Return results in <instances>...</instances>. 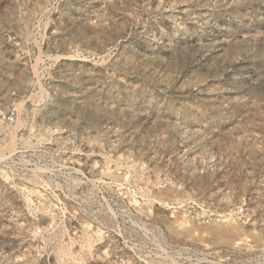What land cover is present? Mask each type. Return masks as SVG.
Masks as SVG:
<instances>
[{
	"label": "rangeland",
	"instance_id": "1",
	"mask_svg": "<svg viewBox=\"0 0 264 264\" xmlns=\"http://www.w3.org/2000/svg\"><path fill=\"white\" fill-rule=\"evenodd\" d=\"M0 264H264V0H0Z\"/></svg>",
	"mask_w": 264,
	"mask_h": 264
},
{
	"label": "built area",
	"instance_id": "2",
	"mask_svg": "<svg viewBox=\"0 0 264 264\" xmlns=\"http://www.w3.org/2000/svg\"><path fill=\"white\" fill-rule=\"evenodd\" d=\"M4 119L6 120V123H5V125H6V127L7 128H12V127H14L15 125H14V121H15V119H16V111L14 110V109H12V110H10L7 114H6V116L4 117ZM30 131H33V129L32 130H30ZM30 134L32 133V132H29ZM23 134V133H22ZM62 134H64V130H62V129H59V128H57V127H54V128H50V130H49V136L51 137L50 138V140L48 141L50 144H48V145H51V144H53V143H57L58 141H59V139H57V138H59V136H61ZM22 142H21V139H19V141H18V143L17 144H21ZM45 144H47V143H45ZM29 147L31 148V146L29 145ZM20 148V147H19ZM29 149V148H28ZM17 152H19V149L17 148V150L14 152L15 154L17 153ZM13 153V154H14ZM10 156H12V154L10 155ZM32 200V204H31V208L34 206V207H39V205H37V204H39V203H42L43 205H42V208H44V209H47V210H55V209H59V208H63L64 206H65V202L64 201H62V200H57V201H55V202H53V201H51V202H48V204L47 205H45V202H40V199H35V201H37V202H35L34 201V199H31ZM44 200H48V199H44ZM237 213L238 214H240V215H242L243 214V208H241V209H239L238 211H237ZM225 259H230V256H227Z\"/></svg>",
	"mask_w": 264,
	"mask_h": 264
}]
</instances>
